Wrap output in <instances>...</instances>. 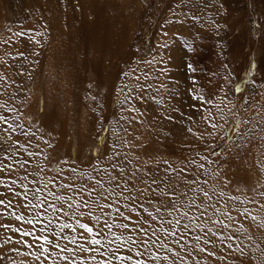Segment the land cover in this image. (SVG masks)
Wrapping results in <instances>:
<instances>
[{
  "label": "rangeland",
  "instance_id": "rangeland-1",
  "mask_svg": "<svg viewBox=\"0 0 264 264\" xmlns=\"http://www.w3.org/2000/svg\"><path fill=\"white\" fill-rule=\"evenodd\" d=\"M0 162L11 169L0 179L20 193L0 185L11 199L2 222L13 225L0 229L11 237L3 264H264V0H0ZM121 167L155 173L160 186L149 180L140 196L136 181L120 195ZM70 174L75 190L61 187ZM95 180L112 205L98 223L48 207L66 211ZM37 188L40 222L15 221L10 213L35 215L20 201ZM77 219L93 232L82 237Z\"/></svg>",
  "mask_w": 264,
  "mask_h": 264
},
{
  "label": "snow or ice",
  "instance_id": "snow-or-ice-1",
  "mask_svg": "<svg viewBox=\"0 0 264 264\" xmlns=\"http://www.w3.org/2000/svg\"><path fill=\"white\" fill-rule=\"evenodd\" d=\"M189 68H191V65H189ZM140 98L144 99L143 96L140 97ZM148 99L154 100L155 97L154 96H149ZM195 99L200 100L202 98L196 97ZM132 111H136V109H132ZM168 119L171 120L172 117L169 116ZM189 119H191V117H189ZM204 119L207 120L208 117H204ZM211 126L212 127H216L215 124H212ZM189 131H191V129H189ZM215 154L216 153L213 152V155H215ZM119 155H120L119 153H116L117 157ZM204 159H207V157H204ZM164 163L167 164L168 162L164 161ZM193 163H195V161H193ZM20 167L23 168V164H20ZM111 167H112V169H116L117 164L116 163H112ZM200 167H203V165H200ZM4 168H8V166L7 165H3L2 162H0V175H3ZM8 171L11 172V169L8 168ZM59 171H63V170L59 169ZM69 171H70L71 174L77 173V169L74 168V167L70 168ZM93 171L94 172L103 171L105 174H107V172H108L107 169H99V168H96V167L93 168ZM165 171H167V169H165ZM138 172L140 173L139 175H137ZM123 173H124V169H123V167H121L120 170H119L118 175H119L120 179L124 180L125 187H121L120 195L124 194V192L126 190V187L128 185L134 186L136 181H139L140 183L145 185V188L139 189L140 196H143L144 193L149 190V188L151 187V184H155V185H157V187L160 186V182H159L158 177H157V175L155 173L148 174V173L143 172L141 169H137L136 171L132 172L128 176H124ZM71 174L67 177V179L69 180V183L61 185V187L63 189H65V190H75L78 187L77 184H76V176L75 175H71ZM145 176H147L148 179H145ZM79 178L81 180L85 179L83 172L79 173ZM116 178H117L116 176H110L109 180L110 181L111 180H115ZM87 179H88L89 182H91L93 178L92 177H88ZM149 180L151 181V184H149ZM14 183H15V181H12V184H14ZM190 183H195V181H192ZM205 183H206V181H205ZM0 185H5L6 190L13 193V196H12L13 199L20 197V193L14 191L13 188H12V185L8 184L7 181H5L4 179H0ZM117 187H120V185L117 184ZM45 188H47V184H45ZM85 189H87V192L84 191ZM103 192H104V189H103V184H102L101 180H95V183L92 184L91 186H90V183H83V184L79 185V194H80V202L79 203H77L75 200H72V202L67 205V210L66 211L64 210V204H60L59 208H57L55 204H48V207L52 208L53 214H55L57 212H63L64 215L67 216L69 213H71V215L73 217H77V218L80 217L81 215H86L90 221L91 220H95L98 223L103 218V216L107 215V213H105L104 209L105 208H109L110 209L112 207V205L110 203L109 204H103V203L100 202V200L102 198H104L103 197ZM94 193H95V196L93 195ZM0 195L5 196V198H0V206L6 205V204H8L10 206L11 205V199H8L6 197V194H0ZM48 195L49 196H53L54 199L57 200V201H63L64 200L63 196H56V194L53 191H51V190L48 191ZM220 195L223 196L224 193L221 192ZM85 197H87V199ZM204 197L205 198L208 197V193L207 192H204ZM124 198L126 200L134 201L137 197L133 196L131 193H129ZM24 199L25 200L28 199V194L27 193H25ZM69 199H71V198H69ZM231 199L236 200L238 198L237 197H232ZM31 200H35L36 203L32 204ZM31 200H28V206H25L24 205V201L21 200L20 201V206L25 207V211L26 212L29 210V207H31V209L35 210V215L32 216L31 218H29V217H27L25 215H15L14 212L10 213V215L15 216V221H24L28 225H32L34 223V221L36 223L40 222L39 219H38V217L40 216L39 209H41V208H43L45 206V200H44V198L41 197L39 188L34 189V190L31 191ZM93 205H95V207L97 209H99V212H100L99 215L93 216V208H92ZM141 207H143V205H141ZM262 207H264V206H262ZM84 208L88 209L87 213H85L83 211ZM245 211L247 212V209H245ZM116 212H117V214L122 215L120 213L119 208L116 209ZM3 218H4V213L0 212V229H4L6 231L13 230V225L12 224H7V223H3L2 222ZM125 219L126 220L127 219H131V213L129 214V217H127ZM150 219H151V216L145 218V223H147L148 220H150ZM253 219H255V217H253ZM76 223L79 225L80 229L84 230V232L82 233V237L86 233H92L93 232V228L92 227H89L88 224H86V223H80L79 219L76 220ZM137 223H139V220H137ZM105 226L108 227V228H111L112 225L108 224L107 221H105ZM71 227L72 226L70 224H62L61 227H60V231L62 232L65 228H71ZM120 227L127 229L129 227V225H128V223L125 222V223H122L120 225ZM14 230H15L16 233H20L22 236H32L33 235L32 232H28V231H24V232L21 233V229L18 228V227L15 228ZM41 231H43V229ZM73 231H75V229H73ZM139 231L147 234V229H145L143 227H141L139 229ZM154 234L155 233H153V235ZM0 239L4 240V243L0 244V251H4V246L7 245L8 243H10L11 237L4 238L3 234H0ZM40 239H41V237H36V240H40ZM43 239L45 241H47L49 244L57 243L54 239L53 240H49V238L47 236L43 237ZM130 239H131V237H129V240ZM139 239H140V243L143 244L144 248L148 249L149 246H150V238H149V240H145L141 236ZM71 242L73 244H75L76 243V238L73 237ZM175 242L177 244L180 243L179 240H177ZM211 242L212 241H205V243H211ZM17 243H19L21 245H26L27 247H30V248L32 247V245L28 244V242L26 240H18ZM152 243H154V242H152ZM99 244H100V240L96 239L95 236H93L91 241H90V245H99ZM57 246H58V243H57ZM41 247L43 248V246H41ZM79 248H80V252H89V251L95 252L96 251V249L94 247H91V246L85 247L83 244H81L79 246ZM10 251L18 252L19 249L13 247L12 249H10ZM44 251H48V249H43V251L41 252V255H43ZM62 251H73V249H69V248L65 247L64 249H62ZM200 251L203 252V251H206V249H200ZM210 254L211 255H215L214 252H212ZM49 255H51L50 252H49ZM141 255H143V253H140V252L137 253V256H141ZM3 259H4V257H0V264H3ZM40 259H41V256L37 255L36 256V260L40 261ZM91 259L95 260L96 259L95 255H93L91 257ZM117 259H119L121 261H123L125 259L132 260V256L129 255L127 257H117ZM155 259H159V257H155ZM63 260L67 262L69 260V257L68 256H64ZM104 264H112V262H111V260H109V261L104 262ZM135 264H145V262L137 259Z\"/></svg>",
  "mask_w": 264,
  "mask_h": 264
}]
</instances>
